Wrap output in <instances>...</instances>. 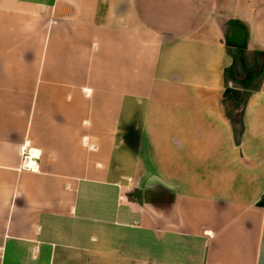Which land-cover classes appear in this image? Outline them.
Listing matches in <instances>:
<instances>
[{"label": "crops", "instance_id": "0c3cea01", "mask_svg": "<svg viewBox=\"0 0 264 264\" xmlns=\"http://www.w3.org/2000/svg\"><path fill=\"white\" fill-rule=\"evenodd\" d=\"M232 23L259 65L264 0H0V264H264V78L238 145Z\"/></svg>", "mask_w": 264, "mask_h": 264}, {"label": "trees", "instance_id": "16d2710c", "mask_svg": "<svg viewBox=\"0 0 264 264\" xmlns=\"http://www.w3.org/2000/svg\"><path fill=\"white\" fill-rule=\"evenodd\" d=\"M231 26L235 27L234 34L237 36L239 43L232 44L227 41V52L233 58L231 54V48L237 47L241 50V58L244 63L246 76L243 80H237L235 78V59L233 58V65L224 72L225 92L223 95L222 105L226 118L233 128L235 141L239 145L241 137L244 134L245 107L252 93L260 90L264 78V53L259 54V58H262V63L260 65L255 63L251 70L246 69L245 55L247 51L248 31L243 25L239 23H232ZM230 84H236L239 87H230ZM260 205L263 206L264 201H262Z\"/></svg>", "mask_w": 264, "mask_h": 264}, {"label": "water", "instance_id": "95a60500", "mask_svg": "<svg viewBox=\"0 0 264 264\" xmlns=\"http://www.w3.org/2000/svg\"><path fill=\"white\" fill-rule=\"evenodd\" d=\"M231 54L235 59L234 74L237 80H243L246 76L244 63L241 58V50L237 47L231 48Z\"/></svg>", "mask_w": 264, "mask_h": 264}, {"label": "rangeland", "instance_id": "374dc122", "mask_svg": "<svg viewBox=\"0 0 264 264\" xmlns=\"http://www.w3.org/2000/svg\"><path fill=\"white\" fill-rule=\"evenodd\" d=\"M229 26H231V25H229ZM248 59H249V60H247V61L245 62L246 69L251 70V69L253 68V57H252V56H249ZM258 61H259V65H260V64L262 63V58H261V57L258 58ZM229 86H230V87H239V86L236 85V84H230Z\"/></svg>", "mask_w": 264, "mask_h": 264}, {"label": "bare ground", "instance_id": "6f19581e", "mask_svg": "<svg viewBox=\"0 0 264 264\" xmlns=\"http://www.w3.org/2000/svg\"><path fill=\"white\" fill-rule=\"evenodd\" d=\"M27 164L31 167L33 165L32 160L27 158Z\"/></svg>", "mask_w": 264, "mask_h": 264}, {"label": "flooded vegetation", "instance_id": "af4514ba", "mask_svg": "<svg viewBox=\"0 0 264 264\" xmlns=\"http://www.w3.org/2000/svg\"><path fill=\"white\" fill-rule=\"evenodd\" d=\"M232 38H233L232 40H235V41L238 40L237 36H235V35H233Z\"/></svg>", "mask_w": 264, "mask_h": 264}, {"label": "built area", "instance_id": "2783aa9c", "mask_svg": "<svg viewBox=\"0 0 264 264\" xmlns=\"http://www.w3.org/2000/svg\"><path fill=\"white\" fill-rule=\"evenodd\" d=\"M28 157H30V156H27L25 160H27ZM28 159H29V158H28ZM28 166H29V165H27V167H28ZM32 167H33V166H31V168H32ZM29 168H30V167H29Z\"/></svg>", "mask_w": 264, "mask_h": 264}]
</instances>
